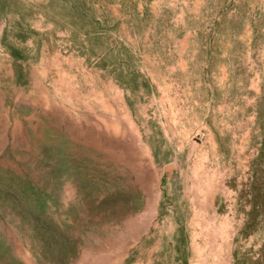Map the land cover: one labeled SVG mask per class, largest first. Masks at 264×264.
I'll use <instances>...</instances> for the list:
<instances>
[{"label":"rangeland","instance_id":"374dc122","mask_svg":"<svg viewBox=\"0 0 264 264\" xmlns=\"http://www.w3.org/2000/svg\"><path fill=\"white\" fill-rule=\"evenodd\" d=\"M0 264H264V0H0Z\"/></svg>","mask_w":264,"mask_h":264}]
</instances>
